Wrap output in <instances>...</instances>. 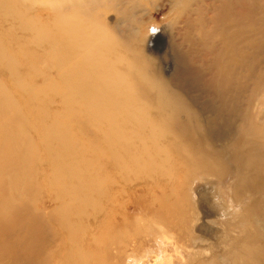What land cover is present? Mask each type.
I'll return each mask as SVG.
<instances>
[{"label":"rangeland","instance_id":"rangeland-1","mask_svg":"<svg viewBox=\"0 0 264 264\" xmlns=\"http://www.w3.org/2000/svg\"><path fill=\"white\" fill-rule=\"evenodd\" d=\"M247 4L262 35L233 38L226 79L219 34L251 30ZM146 58L209 142L253 136L264 156V0H0V264H235L224 224L246 204L225 194L243 174H200V138L181 111L162 128ZM120 73L144 81L135 110ZM248 188L264 232V184Z\"/></svg>","mask_w":264,"mask_h":264},{"label":"bare ground","instance_id":"bare-ground-1","mask_svg":"<svg viewBox=\"0 0 264 264\" xmlns=\"http://www.w3.org/2000/svg\"><path fill=\"white\" fill-rule=\"evenodd\" d=\"M247 3L254 0H245ZM244 3V2H243ZM241 3V5H243ZM250 7L249 13H245V17L240 14L239 21L248 20L250 24V29L243 24H236L233 28H223L219 34V42L221 43L222 52L216 57V63L219 70L223 73V76L228 79L230 77L231 67L234 65V50L232 45L233 38L236 42H250V36L255 35L260 36L262 32L260 23L255 20L251 4H247ZM224 8L226 4H224ZM222 14H224L222 12ZM245 19V20H243ZM262 19V18H261ZM261 21V20H260ZM262 22V21H261ZM232 29L230 34V30ZM116 39L117 36H111ZM135 57H133V62ZM137 65L140 67L138 72L139 75L145 80L148 87H152L157 91V100L159 104L164 108V121L161 123L163 129H167V126L171 125L176 117V111H181L184 115L188 117L191 121V129L195 137L200 138V145H195L191 154L193 158L198 162L197 170H201V175L214 174L222 175L223 170L227 167H234L239 170L243 176L238 183L233 184L232 188L227 190L228 196L225 194L226 198H230L231 202L239 203L243 201L246 204L243 209V213L238 215L236 219L239 220L238 223L235 222L236 219H231L228 223L224 224L226 230L230 233L237 234L239 241L237 242L235 248L231 251L234 258L235 264H254L251 263L249 254L254 252L258 257L264 258V232L261 229L255 228V223L253 226L248 221L254 212L255 203L257 200H251L249 195V188L262 187L264 184V156L258 151L259 143H255L253 136H248V140L245 143L238 144L234 147L231 142L235 139H239L238 135L232 136L227 142L224 143L226 137H219L215 144H212L207 140L203 130L205 129L203 124L198 120L194 106L191 105L188 98L179 89H172L169 87L168 81H164L162 77L156 74V83L152 78L148 79L143 73L142 68H149L150 61L146 58L144 60H139ZM171 83V82H169ZM144 84L142 79H134L126 73H120L118 77L113 82V93L114 95H120L121 100H124L128 104L130 110L137 109L136 103L138 101L145 103V99L141 94L140 87ZM98 106L99 109H103L102 106ZM247 136V135H246ZM260 138V137H258ZM221 143V144H220ZM231 144V148L227 146ZM250 173H253V179L251 182L247 181ZM218 192V191H216ZM264 209V197L261 199L260 204ZM231 218V217H229ZM221 219L220 222L223 220Z\"/></svg>","mask_w":264,"mask_h":264}]
</instances>
